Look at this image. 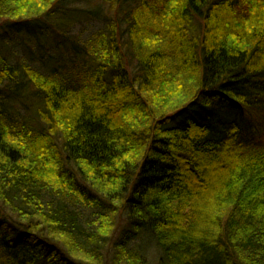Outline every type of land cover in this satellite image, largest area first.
Listing matches in <instances>:
<instances>
[{
  "label": "trees",
  "instance_id": "16d2710c",
  "mask_svg": "<svg viewBox=\"0 0 264 264\" xmlns=\"http://www.w3.org/2000/svg\"><path fill=\"white\" fill-rule=\"evenodd\" d=\"M0 26V264H264V0H0Z\"/></svg>",
  "mask_w": 264,
  "mask_h": 264
},
{
  "label": "rangeland",
  "instance_id": "374dc122",
  "mask_svg": "<svg viewBox=\"0 0 264 264\" xmlns=\"http://www.w3.org/2000/svg\"><path fill=\"white\" fill-rule=\"evenodd\" d=\"M4 26H0V30L3 28ZM85 29V31L89 32V28H87L86 26H83V25H80V26H77V28H75V32H80L81 30ZM82 33V32H81ZM84 34L85 38L88 37V34H85V33H82ZM138 244L144 246L145 245V249H146V252H147V255H149L150 259H151V262L152 263H155L156 262V258H158V254L155 250V247L153 244H150V243H146L145 240H141L140 242H138ZM141 247V246H140Z\"/></svg>",
  "mask_w": 264,
  "mask_h": 264
}]
</instances>
